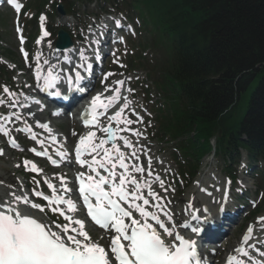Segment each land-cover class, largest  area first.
Listing matches in <instances>:
<instances>
[{
    "label": "snow or ice",
    "instance_id": "obj_1",
    "mask_svg": "<svg viewBox=\"0 0 264 264\" xmlns=\"http://www.w3.org/2000/svg\"><path fill=\"white\" fill-rule=\"evenodd\" d=\"M8 2L17 13L21 11V5L15 3V0ZM45 20L46 16L42 14L41 37L37 39V45L50 35L46 30ZM114 26L117 29L123 27L121 19H115ZM17 32H20L19 28ZM116 39L121 44L125 43L123 37ZM89 43L99 45V36L93 33ZM20 51L27 62L29 54L23 48ZM111 55L113 63L121 68L125 67L115 51ZM95 59H101L99 51L95 52ZM65 62L72 66L63 68L59 66V59L57 63H51L48 58L43 59L41 64L40 56L35 57L34 76L38 82L42 80V84L37 85L41 92L61 97V91L58 90L61 84L66 85L68 92L87 91L84 81L87 79L86 74L92 70V63L86 57L84 49L78 51V60L72 61L65 57ZM42 65L47 66L46 74L43 75ZM114 75V72L103 75V91L94 95L81 113L86 132L79 136L74 148L75 163L83 169L75 177V182L79 184L78 200L86 208L87 218H90L94 226L104 230L109 242L102 244L100 240L93 239L87 230V219L75 215L79 211V204L72 199L75 190L69 187L65 176H58V186L47 176L42 177L51 195L39 190L40 181L35 177L30 195L27 192L20 195L15 190V185L0 181V185L9 189L4 195H0V264H202L203 257L194 237L211 226L208 209L203 210L202 219L201 215H197L201 210L193 203V197L188 201L185 213L196 224L190 225L187 221L178 223L174 220L175 213L169 207L173 201L166 194L174 193L175 187L166 185L165 180L155 173L152 157L148 156L146 148L137 146L138 140L134 143L128 136L121 135L131 133L132 136L147 139L145 133L131 128L134 123L143 124V117L134 109H131V115L135 116V120L125 115V111L130 109L128 97L121 93L125 81L121 79L113 84L106 83ZM127 91L134 90L128 88ZM3 93L9 98L10 106L15 107L18 102L11 98L16 93L11 92L7 86H3ZM28 99V96H24V100ZM33 103L40 105L39 100H33ZM2 104H5V100L0 99V105ZM112 109L115 110L109 114ZM14 115L17 120L21 119L19 113ZM52 115L59 116L60 113L53 112ZM101 117H106V124L101 122ZM7 119L11 117L0 116V121ZM36 127L49 133L51 144L61 143L55 135H51L48 123L36 121ZM16 131L27 132L29 138L41 149L38 151L36 147H32L28 151L35 156L46 157L52 166L59 167V162L67 158L68 153L55 151L59 160L53 159L45 147V141L34 134L30 127L17 128ZM0 134L8 138L11 148L24 151L3 125H0ZM72 135L76 136L77 133L73 131ZM3 154L4 150L0 149V155ZM142 155L147 157V166L142 161ZM23 166L25 171L37 175L44 171L28 159L23 160ZM15 167L19 168L20 164ZM154 185H158L165 195L157 192ZM20 191H24L22 184ZM199 191L205 192L206 189L200 188ZM31 197L40 198L47 203L42 205L34 202ZM226 200L225 193L220 202L221 213L225 210ZM48 212L58 213L65 223L52 220L48 217ZM256 223L261 225L260 230L264 232V217H259ZM178 229H190L191 234L182 233ZM253 233L254 228L249 225L238 246L227 255L225 264H245L244 258L252 261L249 250L256 247L250 243ZM104 238L101 236L100 239ZM257 242L264 243L261 240Z\"/></svg>",
    "mask_w": 264,
    "mask_h": 264
},
{
    "label": "trees",
    "instance_id": "obj_2",
    "mask_svg": "<svg viewBox=\"0 0 264 264\" xmlns=\"http://www.w3.org/2000/svg\"><path fill=\"white\" fill-rule=\"evenodd\" d=\"M123 1L164 52L167 65L151 68L157 121L181 139L190 175L212 138L224 157L244 149L264 161V0Z\"/></svg>",
    "mask_w": 264,
    "mask_h": 264
},
{
    "label": "rangeland",
    "instance_id": "obj_3",
    "mask_svg": "<svg viewBox=\"0 0 264 264\" xmlns=\"http://www.w3.org/2000/svg\"><path fill=\"white\" fill-rule=\"evenodd\" d=\"M28 1L29 0H21V2L25 5H26V3H28ZM36 1L37 0H33V3ZM52 1H55V0H52ZM91 10L93 12L95 11V9H91ZM42 12H44L47 15V20H49V24L51 23L50 27H52V28L55 27L54 23L50 21L49 10H47V12L45 10ZM34 13L35 12L31 11L29 13H26L21 18L19 17L21 20L22 28L25 27L23 29L26 30V37L29 40L32 36L31 32L35 31L34 30L35 25L33 24V18H32V15ZM132 15H137V14L133 13ZM16 17H17V14H15V13L10 15V14H7L4 10L0 11V20H1V24H2V27L0 28V32L2 34V40H1L2 41L1 47L3 49L2 54L3 53L4 54H6V53L10 54L11 60L13 61V63H15V67L12 64L8 65V67L10 69V76H12V77H10L11 78L10 85L12 86V89H15L17 91L16 96L12 97L13 98L12 100L24 98V96L27 93L34 92V88L32 86L33 80H31V78H30L31 72L26 68V66H24L23 62L20 60V57L18 55L19 46H17V44H16L14 34H13V30H12V25H13ZM132 18H129V19L131 20ZM133 19H135V18H133ZM80 21H76V22L73 21V23H72L69 20V28H71L73 25H75L78 22L83 24L85 19L80 18ZM134 23H136V19L134 20ZM28 25H30V26H28ZM136 35H137V33L135 34L134 39H136V37H137ZM52 38H54V37H52ZM137 44L139 45L140 43H138L137 40H135L133 42L134 47ZM37 48H39V46L34 45V47H33L28 42L27 51L31 57L34 56V61H35V57L38 55L37 54ZM46 48H47V45H44V49H46ZM122 50H124V49H122ZM135 50H136V48L132 52H127V53H125L124 51H120V53H119L121 56L120 58H122V60H120V63L125 65V67H123V68H121V67H119V65L113 63L114 58H112L106 62L107 69H109V70L111 69V72L116 73V75L110 77V79L107 83L113 84L114 81L121 80V79L125 81V85L121 89V92L125 93L124 95H126V94L128 95V100L130 103V109H127L125 111V115L129 119L135 120V116L131 115V109H134L136 113L140 114L143 117V120H144L143 124L134 123L133 125H131V128L134 130L141 131V132L145 133V135L147 136V139H144L142 137H137L138 141H139L138 146H143L144 148H146L148 150V156H151L153 159V168H154L155 172L160 174L161 176H164L166 182H168V185H172L175 187L174 193L168 192L166 195L173 201V203L171 204L172 209L175 212H177L179 215H181V211L183 210V207L181 205L182 203H188V201L191 198H193V197L195 198L198 195H200V197H202V198H204V197L201 195V193H199L197 191L196 185H192V187H190L187 190H184L185 188L184 189L180 188L179 182L177 181V178L175 176V172L173 171V167H172L173 165H171V162H170V156L168 155L169 150H164V151L162 150L163 149L162 147H170V144L165 145L166 142H164V144H156L151 140L152 136L150 134V126H149L150 121L146 120V118L149 115L147 113L145 103L143 102V100L140 96L134 94V91L133 92L127 91L128 88H131V89L133 88L136 90L141 88L144 90L147 87V85H149V84L145 85V83L143 85V82H142V84H138L137 82L134 81L133 76L130 75L129 68L126 65V63H127L126 57L129 54L135 53ZM145 55L151 63H154V61L157 59L163 58L162 55H160L159 53H157L155 55V53H153L152 50L146 51ZM1 56L2 55L0 54V58H1ZM33 65L35 67V64H33ZM25 85H30V87H25ZM3 86H4V84L0 83V89ZM103 87L101 85L100 86L101 90H99L98 92H102ZM2 94H4V93L2 92ZM105 95H108V93H105ZM16 105H18V103ZM58 123H61V120L60 121H54V124H58ZM68 123H69V126H68V128H69L72 125V122L68 121ZM61 131L66 135L67 138H68V136H71V138H70V143H71L73 140L72 133H73V131H75V128H73V130H71V132H69V133L67 131V127H66V129H61ZM68 141H69V139L65 143L67 144ZM21 156L22 155L11 152V153L4 155L2 158H0V181L5 182V184H12V185L17 184L19 186L17 189V190H19V192H23V191H20V185L22 184L24 187V192H25L26 184L31 183L33 180H31V178L29 177V179L25 181L24 179H22L19 176V173L22 171L21 162H20ZM244 157L245 156L242 154V159H244ZM143 158H145V161H146L145 164L147 165V157L143 156ZM158 161H163V163L161 164ZM16 164H20V167L19 168L15 167ZM201 164H202V167L198 173L196 181H198V183L201 182V186L203 188H206L212 182L218 183V182H223L225 180L224 176L220 175V173H219L220 165L222 164L219 158L215 159L214 157L211 156L209 158H205ZM61 170L66 171V169H60L59 171H61ZM237 171H238V174H237L238 184L236 182V184L232 186L233 192H237L239 188H242V189L246 188V189H249V191H251V193H252L255 190L254 184L257 183L259 180H261V178L260 179L259 178H253L249 174L244 175V170H240V168ZM47 176H51V173H47ZM262 176H263V174H262ZM37 180H38V178H37ZM259 185H260V187H262L261 184H259ZM0 187H4V186L0 185ZM1 190H2L3 194H5L8 191L5 188H0V191ZM156 191L159 192L161 195H165V193L160 188ZM251 193L250 192L248 193L249 197L251 196ZM252 195H253V193H252ZM251 198L253 199V202H254V205H251V208L254 209V208H257V206H260L261 200H258V198H256L255 195L252 196ZM171 205H170V207H171ZM253 209H251V210H253ZM248 211H250V209H248ZM260 217H264V213ZM256 221L254 223L257 225V228L255 230V237L258 240H263L264 239V232H262L260 230L261 225L257 224ZM244 225H243V227H244ZM239 233H240L239 230H237L231 237H229L226 240V244H225L226 249L229 247H232L235 244V242L237 240V236ZM96 239L100 240V238H98L97 236H96Z\"/></svg>",
    "mask_w": 264,
    "mask_h": 264
},
{
    "label": "bare ground",
    "instance_id": "obj_4",
    "mask_svg": "<svg viewBox=\"0 0 264 264\" xmlns=\"http://www.w3.org/2000/svg\"><path fill=\"white\" fill-rule=\"evenodd\" d=\"M73 49H74V47H72L71 49H67L66 51V55L67 56H71V57H68L69 59H72L73 58V56H72V51H73ZM2 195V194H1ZM199 199H201V198H196L195 200H194V204L197 206V207H199V208H201V207H204V206H206V204H201V202L199 201ZM202 200V199H201ZM215 200H216V198H215ZM215 202V201H214ZM209 205H210V203H209ZM228 205H229V202L227 201L226 203H225V206H227L228 207ZM213 206L215 207H219L220 206V204L218 203H214L213 204ZM184 209H186V206H184ZM231 213H232V215H227V216H229V217H227L226 218V220H229V222H225L223 225H229L230 223H234L235 221H237L236 220V218H235V213H238V210L237 209H235V208H233V209H231ZM175 218H177V216H174ZM181 223H183V222H181ZM230 226V225H229Z\"/></svg>",
    "mask_w": 264,
    "mask_h": 264
},
{
    "label": "water",
    "instance_id": "obj_5",
    "mask_svg": "<svg viewBox=\"0 0 264 264\" xmlns=\"http://www.w3.org/2000/svg\"><path fill=\"white\" fill-rule=\"evenodd\" d=\"M59 39H60V41H59V47H67V46L70 45V40L66 36L60 35L59 36Z\"/></svg>",
    "mask_w": 264,
    "mask_h": 264
}]
</instances>
